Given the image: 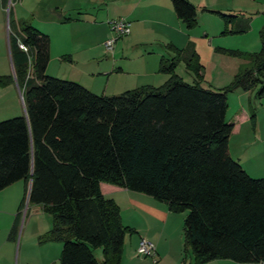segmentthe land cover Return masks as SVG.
Returning a JSON list of instances; mask_svg holds the SVG:
<instances>
[{
  "label": "trees",
  "instance_id": "16d2710c",
  "mask_svg": "<svg viewBox=\"0 0 264 264\" xmlns=\"http://www.w3.org/2000/svg\"><path fill=\"white\" fill-rule=\"evenodd\" d=\"M169 1L187 29L196 26L194 5ZM211 13L224 21L222 35L249 29L239 21L228 29L235 16ZM259 35L256 53L215 48L251 64L241 66L225 88L201 85L202 66L192 45L167 44L173 56L161 58L157 70L168 76L166 82L115 96L46 76L50 40L30 24L20 22L8 35L25 114L0 121V191L23 183L19 212L31 181L27 205L51 217L41 240L61 245L58 264H121L125 236L133 230L122 225L118 206L102 195L101 184L185 213L178 264H264V178H251L230 157L233 125L226 120L229 92L258 88L255 98H264V28ZM180 62L194 73L193 84L175 73ZM11 82V76H0V86ZM250 123L254 127V112ZM15 234L14 226L9 238Z\"/></svg>",
  "mask_w": 264,
  "mask_h": 264
},
{
  "label": "crops",
  "instance_id": "0c3cea01",
  "mask_svg": "<svg viewBox=\"0 0 264 264\" xmlns=\"http://www.w3.org/2000/svg\"><path fill=\"white\" fill-rule=\"evenodd\" d=\"M5 1L0 0L2 6L0 11L3 10ZM187 1L195 6L198 21L211 20L209 18L211 16L207 15L214 17L217 14L211 13V11H216L235 16L234 23L244 19L247 12L254 14L256 19L260 20V25L264 22V0H261V3L259 0ZM23 6L17 4L14 12L19 27L21 21L26 22L38 32L47 35L50 40V58L46 72L54 68L56 70L66 68L68 74L71 71L74 74L73 79L70 80L81 85H84V82L88 80L94 81L99 79L98 77L113 75H126L129 79L128 84H135L134 86L154 87L164 84L168 79L167 75L161 74L162 76H157V78H154L153 75L158 73L161 58L169 60L172 57V53L167 51L166 45L171 44L177 49H184L188 45H192L195 51L191 40L202 42L203 40L198 39L200 37L198 33L200 32L201 38L205 37L204 39L207 34H210L206 33L207 29L188 32L190 29H187L176 17L169 0H41L36 6V10L32 9V14L28 13L27 15H25ZM119 18L130 22V33L115 42V49L113 48V54L110 55L104 49L105 41L112 36L109 22ZM215 26H219L222 35L225 28L224 21L220 19ZM138 47L143 50L137 49ZM149 48L151 52H148ZM136 50L138 53L135 52ZM197 52L195 53L200 59ZM213 54L211 51V58L215 57ZM8 56L11 71L3 73L0 71V76H11L12 82L6 86H0V121L25 114L24 104L20 98L21 92L13 79L9 51ZM149 59L150 74L144 70L145 62H149ZM142 62H144L143 66ZM142 80H150L149 82L152 83L137 85ZM233 93L239 103L233 107L229 99H234L235 95H228L226 120L228 117V123L233 125L228 143L229 155L251 178H264V98L259 101V107L255 108L253 107L255 103L252 102L250 96L251 92L237 90ZM230 105H232V112L229 110L231 109ZM252 109H255L254 127L250 123ZM233 135L236 139L232 144ZM13 185L0 191L1 202L9 200L12 192L6 193L5 191ZM100 191L103 196L114 200L120 210L124 209L125 216L122 215L123 213L121 214V222L133 230V234L128 237L127 241L126 238L124 239L122 250L124 263L147 264V259L141 260L135 256L140 238L154 244L155 258L152 260H156L157 264H162L170 257L171 264L179 263L180 254L173 253L172 249L168 251L166 246H163L168 238L167 222L172 214L165 204L146 195L108 184H101ZM37 207L42 211L39 206ZM18 216L19 212L9 228L6 229L5 238L0 239V264H16L14 259L15 235L9 238V233L14 226L16 227ZM49 243L46 242L44 247L52 251L54 261L46 260L40 264H58L61 246L57 242H53L57 244ZM17 264L26 263L18 260ZM206 264L239 263L216 260Z\"/></svg>",
  "mask_w": 264,
  "mask_h": 264
},
{
  "label": "rangeland",
  "instance_id": "374dc122",
  "mask_svg": "<svg viewBox=\"0 0 264 264\" xmlns=\"http://www.w3.org/2000/svg\"><path fill=\"white\" fill-rule=\"evenodd\" d=\"M40 2L41 0H9V1L6 0L5 1L4 8L2 11H0V71H2V73L11 71L10 60L8 56V35L13 34L15 31H18L19 22L14 14L15 9L17 8V4L24 5L23 9L25 10V15H27L28 13L32 14L33 12L32 9L35 8L34 10H36V6ZM259 2L261 3V0H259ZM246 8L248 9V7ZM1 9L2 6L0 5V10ZM246 15L247 16H244V19L242 18L240 19L241 21L239 20L238 22L239 26L244 24L249 25V29L245 33L221 35L219 26L218 27L215 26L216 22H219L221 19V17L217 15H215L216 17L215 16L213 17V15H207V16H211L209 17L211 18V20L204 19L198 21V19L196 18V26L188 30V32L190 31L199 32L202 29H207L206 33H210L207 34L206 39H204L205 37L201 38L202 36L200 32L198 33L200 36L198 37V39L203 40L202 42L198 40L195 41L191 40V42H193L194 44L193 46L195 48V52L198 51L197 53L200 57L199 59L200 64L202 65V71H201L202 86L210 87L216 90L225 88L229 86V84L232 82L234 75L237 74L241 66L246 68L251 66L249 59H241L234 56H230L228 54L218 53L214 51V49L217 47L228 50H236L245 54H252L259 51L260 49L259 32L264 28V22L262 23V25H260V20H257L256 16L251 12H247ZM212 20H214L215 22H213ZM235 24L236 23H233L232 24L233 26L231 24L230 25L228 24L227 26L228 29H231V27L235 28ZM114 49H115V44H114ZM137 49L143 50V48L141 47H138ZM211 51L212 53H214L213 55L215 57L211 58ZM135 52L138 53L137 50ZM148 52H151L150 48ZM143 63L144 62L140 64L143 66ZM145 63L146 66L144 67V70H146L150 74L151 71L150 59L149 62L146 61ZM175 73L185 83L193 84L196 80L194 73L191 70L186 69L184 62H180L177 65L175 69ZM45 75L61 80H68V81H71L70 79H73L74 77L72 71L68 74L66 68H62L61 70L58 69L56 70L54 68L49 70L48 72H45ZM162 75L161 73H155L153 77L157 78V76H162ZM98 78L99 79L94 81H89V80L85 81L84 85L82 84L83 86L78 82L75 83H78L79 85H81L82 87L86 88L87 90H89L90 92L96 95H104V96H115L125 91L135 89L136 87H140V86H134L135 84L132 83L128 84L129 79L127 78L126 75H113L111 77L103 76ZM149 81L142 80V82H139L137 85L152 83ZM162 84H158L157 86L154 87H159ZM257 89L258 88L250 91L252 102L254 101L255 103V106L253 107L255 108L259 107L260 105L259 101L262 100V99L257 100L255 98ZM235 91L237 90L229 92L227 94V99H228V95L231 94L235 95V93H233ZM229 102L233 105V107H235L236 104L239 103L236 95L234 99L231 100L229 99ZM19 105L21 106L20 99H19ZM232 105H230L231 107V109H229L230 112H232ZM254 110L255 109H252L251 111L254 112ZM235 139L236 137L235 135H233L231 139L232 144L235 142ZM5 192L6 193L12 192V193L8 201H3V202L0 201V239L1 240L5 238L6 229L9 228V226L15 220L16 214L18 213V208L23 198L24 185L20 181L16 185H13L9 189H7V191ZM120 203H122V201H120ZM118 208L120 210L119 206ZM121 214L125 216V212L123 208H121L120 210V216ZM170 216L171 217L170 219H168L167 222L168 238H166L167 241H165L163 246H166L168 251L172 249L173 253L177 252L178 254H180V260H181L183 244H184L183 220L185 217V213H172ZM122 225L130 229V227L124 225L123 223ZM50 227H51V217L48 214H45L42 211H40V209H38L37 206L27 205L25 199L19 211V216L16 222L15 255H14L16 264L18 260L26 264H40L42 261L51 260V259H52L51 261H54V256H52V251L47 250L46 249L47 247H44L45 243L46 242L49 243L50 241L41 240V237L45 235V233L50 229ZM132 234L133 232L127 234L125 236L126 238L125 240L127 241L128 237ZM49 244H57V243L51 242ZM95 256L98 260H100L101 258L100 249L95 250ZM135 256L141 260L147 259L146 261L147 264L158 263L156 262V260L153 261L151 258H145L139 256L137 252ZM170 258L164 260L162 264H171ZM187 259L189 262V258ZM121 264H129V262L124 263L122 260Z\"/></svg>",
  "mask_w": 264,
  "mask_h": 264
},
{
  "label": "built area",
  "instance_id": "2783aa9c",
  "mask_svg": "<svg viewBox=\"0 0 264 264\" xmlns=\"http://www.w3.org/2000/svg\"><path fill=\"white\" fill-rule=\"evenodd\" d=\"M109 29L112 33V37L104 43V49L107 54L112 55L115 42L130 33V22L122 18L115 19L109 22ZM19 48L23 52H27V48L24 45L19 44ZM20 98L23 102L22 94H20ZM136 252L141 257L155 258L154 244L144 238H140Z\"/></svg>",
  "mask_w": 264,
  "mask_h": 264
},
{
  "label": "water",
  "instance_id": "95a60500",
  "mask_svg": "<svg viewBox=\"0 0 264 264\" xmlns=\"http://www.w3.org/2000/svg\"><path fill=\"white\" fill-rule=\"evenodd\" d=\"M13 78H14V82H15L14 73H13ZM15 84H16V82H15ZM30 186H31V181L28 182V186H27L26 204L28 203V195H29Z\"/></svg>",
  "mask_w": 264,
  "mask_h": 264
}]
</instances>
